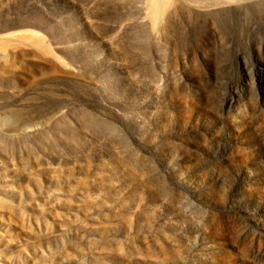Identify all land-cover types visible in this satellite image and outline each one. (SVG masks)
I'll return each mask as SVG.
<instances>
[{
	"label": "rangeland",
	"instance_id": "rangeland-1",
	"mask_svg": "<svg viewBox=\"0 0 264 264\" xmlns=\"http://www.w3.org/2000/svg\"><path fill=\"white\" fill-rule=\"evenodd\" d=\"M151 16L0 0V264H264V0Z\"/></svg>",
	"mask_w": 264,
	"mask_h": 264
},
{
	"label": "bare ground",
	"instance_id": "bare-ground-1",
	"mask_svg": "<svg viewBox=\"0 0 264 264\" xmlns=\"http://www.w3.org/2000/svg\"><path fill=\"white\" fill-rule=\"evenodd\" d=\"M152 11V21L158 23L160 17L163 15L166 6L169 4V0H148ZM9 59V54L5 51L0 50V67L4 68L6 65L9 66L7 62ZM1 69V68H0ZM5 69V68H4ZM8 68H6L7 70Z\"/></svg>",
	"mask_w": 264,
	"mask_h": 264
}]
</instances>
